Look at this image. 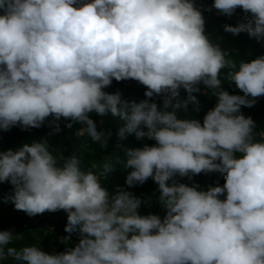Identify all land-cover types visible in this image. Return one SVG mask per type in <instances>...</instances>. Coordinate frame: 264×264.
I'll return each instance as SVG.
<instances>
[{
	"label": "clouds",
	"instance_id": "clouds-1",
	"mask_svg": "<svg viewBox=\"0 0 264 264\" xmlns=\"http://www.w3.org/2000/svg\"><path fill=\"white\" fill-rule=\"evenodd\" d=\"M213 8L229 17L242 9L248 15L224 31L264 43V0H214ZM225 69L243 95L224 89ZM130 79L145 86V99L104 90ZM201 85L214 107L202 121L182 118L201 111ZM261 96L264 55L231 57L206 32L196 0H0V131L47 121L56 134L64 119L106 147L111 133L97 130L95 112L124 122L121 140L154 141L124 148L115 165L105 157L97 170L74 151L58 159L47 138L0 151V183L12 186L0 199L29 217L62 210L61 243L77 235L64 251L46 252L11 246L20 234L0 230V262L264 264V129L241 111ZM117 165L130 169L129 188L149 179L158 186L163 217L139 213L148 200L103 186ZM201 173L224 183L205 190L175 179Z\"/></svg>",
	"mask_w": 264,
	"mask_h": 264
},
{
	"label": "trees",
	"instance_id": "trees-1",
	"mask_svg": "<svg viewBox=\"0 0 264 264\" xmlns=\"http://www.w3.org/2000/svg\"><path fill=\"white\" fill-rule=\"evenodd\" d=\"M213 2L214 0H196L197 6L201 8L205 17L206 32L212 35L213 40L219 41L221 48L226 50L229 55L237 61H250L259 55H264V43L257 42L255 38H250L247 33L233 35L224 31L223 26L225 24L236 26L242 18L248 14L240 8H237L231 17L219 14L214 8L211 11H207L208 8H211ZM226 71L227 70L225 69L221 73V79L225 83L224 89L230 94L243 95V93L235 87L234 83H227L225 75ZM201 89V93L196 94L202 105L201 111L199 113L180 112L179 114L182 118L194 115L202 121L204 114L213 101L211 99L212 96L208 97L203 94L206 90L202 85ZM104 90L109 93L119 91L122 94L123 99L139 102L140 100L145 99L144 92L146 91V88L137 81L130 79L121 82L113 80L111 86ZM181 95H186L184 90H181ZM157 102L160 103L159 98H157ZM241 111L245 116H250L256 122L257 131L264 129V96L257 98V102L253 107H242ZM90 116L96 122L98 131L103 130L105 133H111L106 147H101L100 143L93 141L88 136L81 137L76 135V129L83 127V125L74 123L70 129L66 127V124L69 121L61 119V131L56 134H50L51 129L48 127L47 121H45V124L40 128H31L26 131L21 130L19 127H13L9 131H0V151L10 148H18L24 142L47 138L50 143L49 150L52 151L58 159H60L62 155L68 157L74 151L82 159L83 166L87 169L93 167L94 162L104 161L107 156V158L115 165L117 160L122 159L124 156V148L141 147L144 143H154V141L148 140L138 141L134 135H128L125 139L121 140L118 137L117 132L118 129L123 126V121L112 117L111 114L101 117L93 112ZM48 119L50 120L51 117ZM60 162H63L62 159ZM121 168V165H117L115 170L108 174V178L103 180V186L111 193H114L117 186H119L140 197L142 201L148 200L147 204H141L138 209L139 213L142 215L153 213L163 217L166 210L156 200V197L159 196V192H156L153 199L149 200V192L153 191L156 184L149 179L143 185H136L129 188L125 184V179L121 174ZM175 179L178 182L188 184L189 186L198 185L205 190L209 185H214L217 180H219L220 185H223L224 183L222 177H218L216 174L204 173L193 175L191 178L176 176ZM11 190L12 186L9 183H0V197L10 193ZM1 206L5 207L7 211H0V230H8L12 218L8 217L7 212L10 209H13L14 206L11 203H4L2 199H0V207ZM66 223L67 214L65 212H54L50 218L43 223L42 228L23 230L20 233V237H18L11 246L20 248L28 245H36L40 246L42 250L46 252L64 251L66 246H73L77 241V235L72 234L70 242L66 241L65 245L61 243L62 238L68 235L64 232ZM50 227H54V231H50ZM1 264H14V262L7 260L3 261Z\"/></svg>",
	"mask_w": 264,
	"mask_h": 264
},
{
	"label": "built area",
	"instance_id": "built-area-1",
	"mask_svg": "<svg viewBox=\"0 0 264 264\" xmlns=\"http://www.w3.org/2000/svg\"><path fill=\"white\" fill-rule=\"evenodd\" d=\"M9 211L12 219L8 230H12L13 234H20L23 230L27 229L42 228L43 223L53 214V212H45L29 217L23 211H17L14 208ZM49 230L54 231V227H50Z\"/></svg>",
	"mask_w": 264,
	"mask_h": 264
},
{
	"label": "rangeland",
	"instance_id": "rangeland-1",
	"mask_svg": "<svg viewBox=\"0 0 264 264\" xmlns=\"http://www.w3.org/2000/svg\"><path fill=\"white\" fill-rule=\"evenodd\" d=\"M211 99H212L213 103L210 105V107H209L208 109L214 107V105H215V103H216V97H215V96H212ZM190 116H191V115H190ZM93 165L95 166V169H96V170H97V169H100V168H102V166H103V161L94 162ZM129 171H130V169H124L123 167L121 168V174H122V176L124 177V179H126V176H127V174H128ZM156 192H158V186H157V185H155L153 191L149 192V200H152V199H153V197H154V195H155ZM159 209H160V208H159ZM153 210H154V209H153ZM0 211L5 212V211H7V209H6L5 207H2V206H1V207H0ZM58 212L63 213L64 211L61 210V211H58ZM157 212H158V211H157ZM7 213H8V217H11L10 211H8ZM50 231H51V230H50Z\"/></svg>",
	"mask_w": 264,
	"mask_h": 264
}]
</instances>
